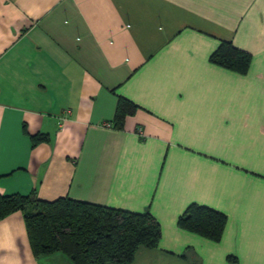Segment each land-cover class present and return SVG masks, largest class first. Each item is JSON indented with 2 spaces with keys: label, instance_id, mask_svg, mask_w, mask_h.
<instances>
[{
  "label": "crops",
  "instance_id": "crops-1",
  "mask_svg": "<svg viewBox=\"0 0 264 264\" xmlns=\"http://www.w3.org/2000/svg\"><path fill=\"white\" fill-rule=\"evenodd\" d=\"M32 193L150 212L131 264H264V0H0V195ZM192 204L226 215L219 241L178 225ZM46 261L72 264L0 221V264Z\"/></svg>",
  "mask_w": 264,
  "mask_h": 264
},
{
  "label": "trees",
  "instance_id": "trees-1",
  "mask_svg": "<svg viewBox=\"0 0 264 264\" xmlns=\"http://www.w3.org/2000/svg\"><path fill=\"white\" fill-rule=\"evenodd\" d=\"M211 61L228 69L245 72L250 55L230 42H222ZM138 107L120 98L115 123L121 128ZM45 139L35 136L34 143ZM21 212L36 257L64 254L72 264H131L140 247L157 248L162 230L150 213H135L100 205L59 198L55 201L19 194L0 195V221ZM178 225L212 241H219L226 215L206 206L192 204Z\"/></svg>",
  "mask_w": 264,
  "mask_h": 264
},
{
  "label": "rangeland",
  "instance_id": "rangeland-1",
  "mask_svg": "<svg viewBox=\"0 0 264 264\" xmlns=\"http://www.w3.org/2000/svg\"><path fill=\"white\" fill-rule=\"evenodd\" d=\"M44 264H50L49 261H46Z\"/></svg>",
  "mask_w": 264,
  "mask_h": 264
}]
</instances>
